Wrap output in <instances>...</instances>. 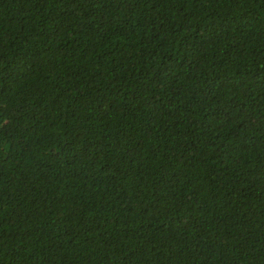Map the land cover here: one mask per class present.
<instances>
[{"label":"trees","instance_id":"trees-1","mask_svg":"<svg viewBox=\"0 0 264 264\" xmlns=\"http://www.w3.org/2000/svg\"><path fill=\"white\" fill-rule=\"evenodd\" d=\"M0 264H264V0H0Z\"/></svg>","mask_w":264,"mask_h":264}]
</instances>
